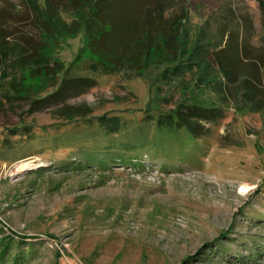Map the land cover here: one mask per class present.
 I'll list each match as a JSON object with an SVG mask.
<instances>
[{"label": "rangeland", "instance_id": "1", "mask_svg": "<svg viewBox=\"0 0 264 264\" xmlns=\"http://www.w3.org/2000/svg\"><path fill=\"white\" fill-rule=\"evenodd\" d=\"M113 1L115 28L135 24L140 0ZM164 1L166 18L185 15L180 52L154 53L137 77L91 71L96 54L85 48L82 30L51 41L49 53L68 68L66 77L94 80L80 95H66L67 105L89 108L86 118L70 123L55 106L31 112L26 96L4 97L20 71L0 74V264H264V108L229 92L210 56L229 30L240 31L251 55L260 50V0ZM26 6L0 0L8 47L38 37ZM52 82H40L47 88L38 95ZM182 104L219 108L222 117L203 122L197 138L156 132L146 119ZM103 114L134 128L145 123L148 146L130 155L133 163L142 155L139 167H71L84 148L104 152L135 139L125 131L98 140L89 123ZM91 132V143L75 138ZM170 148L183 154L161 153Z\"/></svg>", "mask_w": 264, "mask_h": 264}, {"label": "trees", "instance_id": "2", "mask_svg": "<svg viewBox=\"0 0 264 264\" xmlns=\"http://www.w3.org/2000/svg\"><path fill=\"white\" fill-rule=\"evenodd\" d=\"M28 8L29 20L36 30L37 39L25 36V43L17 41L11 47L7 46L4 30L0 26V74L6 78L8 70L20 71L21 79L18 83L10 80V90H6L4 97L29 99L31 112L51 106L57 107L58 116L65 117L68 122L79 118H86L91 111L86 106L67 105L66 95L78 96L88 88L94 86V80L89 77H66L68 68H64L62 62L51 57L50 43L66 36L84 32L85 48H89L96 59L89 64L91 71L102 70L106 74L117 72L129 75H140L149 64L150 56L161 53V56L176 55L180 52L179 38L181 36V18L185 15L165 17L164 12L169 8L164 0H154L153 5L147 6L149 0H140L139 7L135 8V24H129L125 28H115V19L111 12L113 0H24ZM262 25H264V0H260ZM186 12V11H185ZM74 14L75 17L66 22L61 15ZM5 12L0 10V23L5 24ZM2 18V19H1ZM140 19V20H139ZM62 22H59V21ZM137 20V21H136ZM4 21V22H2ZM141 21V24H138ZM120 22V20H119ZM139 26V27H138ZM116 32V34H114ZM240 31L229 30L224 44L210 51L211 60L215 62L221 83L226 84L229 92L238 94L242 101L264 108V85H262V67H264V36H262L260 50L250 53L244 40L240 38ZM116 36L115 39L113 37ZM114 44L112 47L105 45ZM23 42V41H22ZM13 56V58H11ZM52 63L55 66H52ZM52 80L54 87L50 92L38 95L40 91H46L41 83ZM41 82V83H40ZM37 83V84H36ZM218 89V87H217ZM31 95L34 98L31 99ZM60 105V106H59ZM37 108V109H36ZM222 117V110L210 106L180 105L168 114L149 116V123L154 124L155 131L174 132L183 131L190 137L197 138L201 133L203 122H213ZM115 115H100L92 120L89 125H95L100 134L98 140L109 136L115 137L119 133L134 132L135 139L120 140L118 147H107L105 151L85 149L82 154L76 156L77 162L71 167H93L99 170L109 169L111 166L135 165L139 167L143 162L142 155L136 156L137 162H132L131 154L141 153L148 143L146 133L142 131L143 125L136 123L134 126H126ZM71 123V122H70ZM88 123H85L87 125ZM94 126V127H95ZM203 129V128H202ZM183 130V131H182ZM92 133V132H91ZM76 135L83 142H92L93 133ZM176 144L182 141L172 139ZM171 140V141H172ZM0 141H2L0 139ZM108 141V138H107ZM191 141V140H190ZM170 142V141H169ZM191 142H187L190 144ZM164 143H156L152 146L165 147ZM183 154L179 149L161 151L174 157V153ZM148 157H154V152H144ZM165 155V156H166ZM197 159L195 158L194 161ZM182 161V160H181ZM5 253V252H4ZM17 256L14 255V259ZM23 257V256H22ZM16 260V259H15Z\"/></svg>", "mask_w": 264, "mask_h": 264}]
</instances>
